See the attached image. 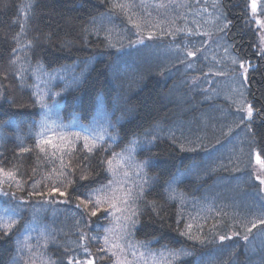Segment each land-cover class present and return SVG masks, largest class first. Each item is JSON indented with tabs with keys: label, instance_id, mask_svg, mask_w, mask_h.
<instances>
[{
	"label": "trees",
	"instance_id": "obj_1",
	"mask_svg": "<svg viewBox=\"0 0 264 264\" xmlns=\"http://www.w3.org/2000/svg\"><path fill=\"white\" fill-rule=\"evenodd\" d=\"M120 2L131 5L128 15L140 24L139 30L128 15L111 8L110 0H0V168L16 173L11 187L0 185V191L15 193L0 194V218L4 224L17 220L11 235L0 230V264L66 260L64 247L84 256L77 247L84 243L96 255L102 240L82 242L78 229L102 236L103 227H111L115 235L117 222L94 217L85 226L77 204L109 180L128 187L126 178L135 179L134 187L148 181L139 201L140 224L127 236L131 245H139L127 249L134 264H264V225L251 233L241 227L264 216V190L254 171L255 154L264 159V51L251 0ZM259 5L264 17V0ZM22 24L26 35H20L17 45L13 37ZM37 32L52 33L54 44L24 47ZM141 36L147 40L133 46ZM65 39L74 41L71 47L59 46ZM188 51L196 55L188 56ZM15 56L20 59L10 63ZM217 58L230 61L224 72L239 77L233 94L243 91L244 97L229 94V101L215 100L214 85L206 82L213 73L207 75L206 68L220 66ZM233 59L252 65L247 81ZM196 75L199 84H192ZM244 98L256 111L251 121L245 119L234 129L227 122L241 119L240 104L235 103ZM42 122L47 123L43 130ZM41 131L62 149L65 165L71 161L60 178L64 183L53 173V168L61 171V151L45 145V156L36 148ZM84 136L90 146L96 141L91 153L84 148ZM20 147L32 151L21 153ZM109 159L115 176L100 163ZM146 160L148 166L139 170L137 165ZM82 173H90L89 179L80 180ZM36 182L37 190L55 184L67 195L51 201L27 196ZM170 188L174 199L169 198ZM145 201H155L160 216ZM188 224L205 243L181 235ZM236 231L240 236L218 239ZM41 233H53L59 245L39 247ZM25 243L32 246L30 251ZM181 249L188 255H169Z\"/></svg>",
	"mask_w": 264,
	"mask_h": 264
},
{
	"label": "snow or ice",
	"instance_id": "obj_2",
	"mask_svg": "<svg viewBox=\"0 0 264 264\" xmlns=\"http://www.w3.org/2000/svg\"><path fill=\"white\" fill-rule=\"evenodd\" d=\"M103 3V0H101ZM111 2V8L117 9L123 12L125 15H128V10L130 9L131 5L128 3H121L120 0H110ZM163 6V5H161ZM26 7L31 8L32 4L28 3ZM252 11L255 13L257 8V0H252ZM28 14L24 13V20L25 24L27 23ZM128 20L132 23H134V26L139 30L140 24L137 22L132 21V16L128 15ZM258 23H261L264 25V21H257ZM230 23V22H228ZM228 25L227 23L224 25L226 28ZM25 25H21V33H17L16 36L13 37V41L19 45V37L23 33L26 35V32L24 31ZM82 31L86 34L88 33L89 29L84 28ZM223 31V28L221 29ZM54 36L52 33H40L37 32L34 40H28L27 44L24 45V47L28 49L36 48L41 45H52L54 44ZM74 41L65 39L59 43V46L61 48H69L72 46ZM13 53H16L18 51V48H12L11 50ZM188 56H195L196 53L194 51H188ZM20 59L19 56H15L14 59L10 61L12 64H16L17 61ZM233 63H238L239 67L243 70L240 75L244 81L248 80V68L252 67V65L247 61H238L236 59H233ZM219 74V73H218ZM17 75H20V73H17ZM245 87V85H241V88ZM57 95H60L57 93ZM241 97H244V92L240 91ZM37 103H41L42 107H47V105L43 104L41 100H37ZM23 107V106H21ZM240 109L243 113L241 116V122H244L245 119L251 121L253 117L254 111H256L253 107V105L250 102H247L246 98H244L240 103ZM51 111V109H49ZM47 127L46 122L41 123V129ZM251 125L249 124V128ZM231 129H229L230 131ZM38 135H41L43 138L38 140L36 144V148L39 149L41 153H44L45 156L48 155L45 145H51V147L54 150L61 151V156L59 157L60 160V168L61 171L59 173H56V169L53 168V173L57 175V178L60 183H64L63 179H60L61 177L66 176V173L63 171V169L66 166H70L71 161H69L68 165H65V162L63 160V152L62 149L58 147L57 144L53 143V140L51 137L46 136L43 131L39 133ZM77 139H80V133L74 134ZM60 139H66L63 135L60 137ZM89 136H84V148L87 149L89 153L93 152L94 147L96 146V141H92V146L89 145ZM100 140L103 139V137L99 138ZM155 139V138H153ZM135 143V142H134ZM32 149L28 147H20L21 153L30 152ZM71 155L70 153H68ZM53 156L56 155V151H53ZM115 153L113 156L115 157ZM85 160H87V157H85ZM255 162L258 164L259 172L261 174L256 175V180L260 182L261 185H264V159L261 158L259 153L255 154ZM102 164H106V171L112 173L113 176H115V171L113 169V160L109 159L106 161H100ZM149 161H144L137 165V168L139 170H143L148 166ZM79 166V165H78ZM85 167H90V165H85ZM73 173H75L76 169H71ZM139 171L137 172V175L139 176ZM15 171H8L4 168H0V185L2 184H8L9 187H11L10 181L15 179ZM90 173H82L79 176L80 180H88ZM125 177H127L128 173H124ZM51 179V177H49ZM39 182H36L33 184V191L28 192L27 196H39L46 200H53L56 196L64 197L67 195L66 192H63L60 190L59 187H57L55 184H53L51 187L47 188L46 191H40L37 190V184ZM71 183V181H69ZM147 179H142V182L138 187L128 186L125 187L124 182L116 181V180H109L107 184L101 185L99 188H96L92 191L88 199H79V203L77 204V208H82L83 212L81 215L85 217V226H88L92 222V218L99 217V219H108L109 217H112L117 222V227L119 228V231L114 233V229L111 227H103V235H96L91 236L83 229H78L79 231V240L81 241H100L102 240V244L97 248V254L93 255L91 252V249L88 247L87 243L84 244H78L77 247L81 248L84 256H80L79 254H76L75 249L64 247V254L67 256V259L65 260L63 257H60L58 259H42L41 264H104L105 261L111 259V264H134L133 260L128 259L127 255V249L132 247H139V245H131L130 242L127 240V236L130 235L131 230L135 229L137 225L140 224V216L142 214L139 201H142L144 199L145 195V187L144 185L147 184ZM16 187L19 190L22 189V185L19 183L16 184ZM175 190L171 189L169 190V198L174 199ZM0 194L2 195H15V193H8L0 191ZM148 207L151 208L152 212H154L157 216H160V212L157 210L160 206L157 205L155 201H145ZM105 205L107 207H105ZM103 211V215H100ZM17 223V220L11 219L7 224L3 223L2 218H0V230H3L5 236L11 235V230ZM250 225V226H249ZM258 225H264V216H261L257 219L250 220L245 224H242L241 227L244 228L245 233H251L252 229L257 228ZM192 225L188 224L186 225V230L181 233V235L186 236L189 240H194L199 242L200 244L205 243V240L201 238L199 235H193L191 233ZM232 236H240V232L236 231L233 232L231 235H219L218 239L223 242L227 239H232ZM248 235L245 234L243 236V239L245 241L248 240ZM42 241V243H41ZM19 243V242H18ZM49 243L54 245H59V241L56 239V236L53 233H41L40 237L38 238L37 245L39 247L44 248L47 250ZM24 247L28 248L29 251L31 250V245L25 243ZM102 253V254H101ZM137 255L136 251L131 252V256L135 258ZM143 253H140V256L143 257ZM169 255L172 258H179L181 255H188V253L184 252L182 249L179 251H171ZM32 264H35L33 261Z\"/></svg>",
	"mask_w": 264,
	"mask_h": 264
},
{
	"label": "rangeland",
	"instance_id": "obj_3",
	"mask_svg": "<svg viewBox=\"0 0 264 264\" xmlns=\"http://www.w3.org/2000/svg\"><path fill=\"white\" fill-rule=\"evenodd\" d=\"M251 4H252V0L250 2V7H251ZM259 0H257V8H256V12L254 13L252 11V7H251V12H252V16L255 18L256 20V27L258 28V32H259V44H260V50L262 49V51H264V25H262L261 23H258L257 21H264V17H262L260 15V12H259ZM215 39V38H214ZM213 39V40H214ZM144 40H147L146 37L144 36H141L138 38V40L136 42H133V46H136L134 44H138L140 45L141 43H143ZM212 40V41H213ZM215 57V56H213ZM230 58V56L228 57ZM216 61L218 63H220V66L217 65L216 63H212L210 64L207 68H206V74L208 75L209 73H213L212 76H209L207 79H206V82L208 83L207 85H214V90H216V93L217 95L215 96V100L216 98L217 99H221L223 102L224 100L226 99L227 101H229L228 99L231 98L229 94H232L234 95L236 98L240 97L241 95H239V93H236V94H233L236 92L235 88H236V85H239L238 83H240L239 81V77H234V76H230V75H226L227 73L224 72V70L226 69L227 70V61L230 62L228 59H224V63L222 61H220L218 58L216 59ZM226 63V65H225ZM192 66H195V64H192ZM219 73V74H218ZM197 76H200V75H196V76H193L191 78V83L192 84H199V78H197ZM196 77V78H195ZM209 89H211V87L209 86ZM213 90V91H214ZM220 94V95H219ZM225 96V98H223ZM232 99V98H231ZM219 101V100H217ZM215 102V101H214ZM234 102V101H233ZM235 103V102H234ZM241 103V101L238 99L237 102L235 103L236 105H239ZM225 117L228 115L227 113H224ZM234 116V114H230L228 115V118ZM235 119V118H234ZM230 122H233L234 123V129H237V124L241 122V119H239V121H237V123L234 121H229L227 123H230ZM234 131V130H231V132ZM259 165L257 164L256 167H254V171H255V174L256 175H259L261 174L258 170H259ZM127 181H128V185L130 186H133L134 187V182H135V179L134 178H126ZM261 185V184H260ZM263 186V190H264V185H261ZM135 188V187H134ZM78 238H79V234H78ZM83 242V241H82ZM25 250H29L28 248L25 247ZM37 264H41V262L37 263Z\"/></svg>",
	"mask_w": 264,
	"mask_h": 264
}]
</instances>
